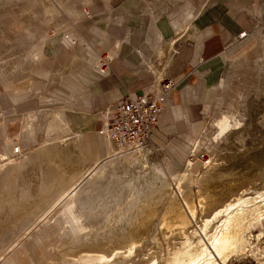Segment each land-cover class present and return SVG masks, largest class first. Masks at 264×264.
<instances>
[{"label":"rangeland","instance_id":"rangeland-1","mask_svg":"<svg viewBox=\"0 0 264 264\" xmlns=\"http://www.w3.org/2000/svg\"><path fill=\"white\" fill-rule=\"evenodd\" d=\"M99 1L0 0V83L25 74L28 50L43 32L66 21L74 8ZM149 1L180 30L220 0ZM247 2L251 29L234 35L237 46L219 62L222 69L190 150L162 135L158 125L144 148L150 151L118 153L114 146L95 164L61 139L2 153L0 264H175L203 243L210 245L225 219L215 218L217 211L239 198L256 199L245 208L260 205L264 0ZM62 181L67 189L59 193ZM253 216L247 217L245 225H252L244 230L243 245L219 257L221 264H264V225Z\"/></svg>","mask_w":264,"mask_h":264},{"label":"crops","instance_id":"crops-1","mask_svg":"<svg viewBox=\"0 0 264 264\" xmlns=\"http://www.w3.org/2000/svg\"><path fill=\"white\" fill-rule=\"evenodd\" d=\"M247 1L213 3L180 30L149 0H100L74 8L30 46L25 74L0 83V161L2 153H14V141L25 150L60 139L75 145L88 164L103 161L114 148L99 132L104 108L157 91L164 77L176 85L158 130L190 150L219 62L237 46L234 35L251 29ZM106 54L109 71L98 65Z\"/></svg>","mask_w":264,"mask_h":264},{"label":"built area","instance_id":"built-area-1","mask_svg":"<svg viewBox=\"0 0 264 264\" xmlns=\"http://www.w3.org/2000/svg\"><path fill=\"white\" fill-rule=\"evenodd\" d=\"M110 56H99L98 65L103 71L110 70ZM176 81L171 77L160 80L157 91L128 95L114 106H107L102 112V127L99 132L116 146L118 153H131L147 147L159 125V116L166 108V98ZM21 153L19 144L13 147Z\"/></svg>","mask_w":264,"mask_h":264},{"label":"bare ground","instance_id":"bare-ground-1","mask_svg":"<svg viewBox=\"0 0 264 264\" xmlns=\"http://www.w3.org/2000/svg\"><path fill=\"white\" fill-rule=\"evenodd\" d=\"M144 148H148V147H141L138 150L150 151V149H144ZM48 173L49 172H47L46 174L47 178H48ZM47 178L45 179V183H49L51 186V183ZM61 183L64 186H60V187L55 186V187L57 188L59 193H64L65 190L67 189L66 187L67 185H65L67 182L62 181ZM76 189L77 186L74 187L73 191H75ZM252 198L250 197L239 198L236 201L226 205V207H224L223 209L217 211L215 213V218H217L221 214H224L225 219L221 222V224L219 223L220 225L215 229L216 231L214 232V234L210 239V245L203 243V245L198 251L187 253L188 255L187 261H182L181 259H177V261L175 260L176 261L175 264H221V261H218L219 257H221L228 250L230 249L234 250L240 247L241 245H243L245 238L243 236L244 230L251 227L252 225L251 222L249 223L248 227L245 225L248 216H250L252 219H255L253 215H255L256 213L258 217L256 218L255 223L261 226L264 225V194H262L261 203H259L260 205L257 204L253 206L254 208H245V206L251 207L247 205L253 204L251 202H254L256 200ZM98 260H101L103 263H105L108 261V258L100 257ZM98 260L96 261L95 259L96 262H98ZM91 263L92 261L88 260V262L85 264H91Z\"/></svg>","mask_w":264,"mask_h":264}]
</instances>
